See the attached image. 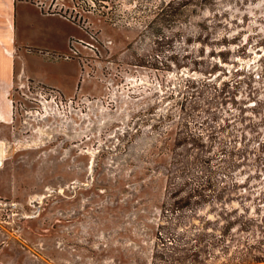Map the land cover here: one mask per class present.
<instances>
[{
    "label": "rangeland",
    "instance_id": "rangeland-1",
    "mask_svg": "<svg viewBox=\"0 0 264 264\" xmlns=\"http://www.w3.org/2000/svg\"><path fill=\"white\" fill-rule=\"evenodd\" d=\"M30 1L65 91L15 72L0 264H264V0Z\"/></svg>",
    "mask_w": 264,
    "mask_h": 264
},
{
    "label": "crops",
    "instance_id": "crops-1",
    "mask_svg": "<svg viewBox=\"0 0 264 264\" xmlns=\"http://www.w3.org/2000/svg\"><path fill=\"white\" fill-rule=\"evenodd\" d=\"M30 6L28 0H0V115L2 121L12 119L13 109L10 94L15 83L16 71L21 72L34 82L65 91L60 85L59 79L50 78L45 73V63L50 60L43 54V56L40 55L41 53L37 50L48 46L35 43L29 34L21 30V24L32 23L28 13ZM33 7L38 9L36 6ZM38 11L40 12L39 9ZM41 15L49 17L42 13ZM79 71L81 72L80 66Z\"/></svg>",
    "mask_w": 264,
    "mask_h": 264
},
{
    "label": "built area",
    "instance_id": "built-area-1",
    "mask_svg": "<svg viewBox=\"0 0 264 264\" xmlns=\"http://www.w3.org/2000/svg\"><path fill=\"white\" fill-rule=\"evenodd\" d=\"M30 1V0H28ZM60 1V3H58ZM74 0H56V4L51 5V3L49 4V6H47V3L39 0H31L30 2H32V4L34 6H36L40 12L42 14L45 15H51V14H67V7H71L73 4ZM75 6L73 5L74 9L78 10L77 6V1L75 0ZM79 5V4H78ZM98 5H99V0H92V8H90V10H96L98 11ZM69 9V8H68ZM82 9L84 10V8L82 7ZM63 16V15H62ZM65 17H69V16H65ZM70 18V17H69ZM48 55V53H47ZM37 93L45 96H51L53 99H60L61 95L60 93L55 89V88H47V86H39L37 89ZM1 251V249H0Z\"/></svg>",
    "mask_w": 264,
    "mask_h": 264
},
{
    "label": "trees",
    "instance_id": "trees-1",
    "mask_svg": "<svg viewBox=\"0 0 264 264\" xmlns=\"http://www.w3.org/2000/svg\"><path fill=\"white\" fill-rule=\"evenodd\" d=\"M191 1L194 2V1H196V0H191ZM207 79H209V78H207ZM207 79H205V81H206ZM189 81H190V80H189ZM190 82H191V81H190ZM165 135L168 136L169 134H165Z\"/></svg>",
    "mask_w": 264,
    "mask_h": 264
},
{
    "label": "bare ground",
    "instance_id": "bare-ground-1",
    "mask_svg": "<svg viewBox=\"0 0 264 264\" xmlns=\"http://www.w3.org/2000/svg\"><path fill=\"white\" fill-rule=\"evenodd\" d=\"M0 152H2V153H3V151H0ZM1 159H2V158H1ZM1 159H0V160H1ZM0 163H1V161H0Z\"/></svg>",
    "mask_w": 264,
    "mask_h": 264
}]
</instances>
